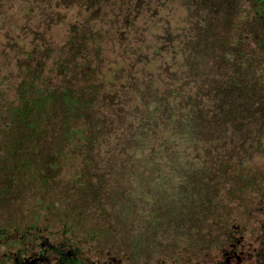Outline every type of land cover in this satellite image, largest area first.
<instances>
[{"label":"rangeland","instance_id":"obj_1","mask_svg":"<svg viewBox=\"0 0 264 264\" xmlns=\"http://www.w3.org/2000/svg\"><path fill=\"white\" fill-rule=\"evenodd\" d=\"M257 1L0 0L4 260L45 264L54 246L69 262L109 252L112 264H147L197 250L264 201V54L247 35L260 31ZM73 31L97 40L106 80L126 84H106L103 104L127 118L82 90L40 94L49 65L75 50ZM143 95L163 100L152 121L137 119L150 113Z\"/></svg>","mask_w":264,"mask_h":264},{"label":"trees","instance_id":"obj_2","mask_svg":"<svg viewBox=\"0 0 264 264\" xmlns=\"http://www.w3.org/2000/svg\"><path fill=\"white\" fill-rule=\"evenodd\" d=\"M108 1H114V0H108ZM256 4L258 5V9L256 7L253 8L254 11L253 20L258 24L260 31H256L255 29H253V32L251 34L248 33L247 35L250 39H253L258 43V48L260 52L264 54V0H258ZM70 7L71 9L73 8L72 6ZM127 8L128 10H130L128 6ZM124 21L125 19L122 18L123 23ZM75 23L78 24V22ZM115 32L123 33L122 31H115ZM73 33L74 34L72 35V39H73L72 42L76 46H75V50H73L69 55L66 56V59L69 60L68 63L67 61H65V63H57V64L51 63L49 65V67L47 68L44 74L46 75V80L48 81V84L42 85L36 82L38 88L42 87L41 89L43 91L40 94L41 95L44 94V96L46 97H53L55 98V100L57 99L58 101H61V100L71 99L72 95L70 94V92H72V90L75 91L82 90L83 92H81L80 95H82L83 98L89 99L90 101L94 102L96 104L97 110L100 109L101 113L108 110L107 114L108 113L113 115L117 114V116L119 117L127 118L128 116H130V113H128L127 110H122L120 107L121 104L116 105L115 109H113L112 111H110V108L113 105L106 106L103 104L105 102V98L108 99V97H106L107 95H105L104 93L105 91L104 87L106 84L110 86H115L119 89L125 87L126 84L124 83L121 84L120 82H118L117 73L113 74L114 77L111 78V81H108V79L106 80V75H104L103 71H101L104 67L106 59L101 58L100 61L95 62L96 61L94 58L95 56L91 55V53L98 48V46L94 45V42L97 41L96 39L92 38L91 36H88L87 39H84L81 36L78 38L76 36V31H73ZM241 40H242L241 36L236 34L235 41L239 42ZM99 47H101V45ZM69 62L73 64L74 67L72 65L70 66ZM106 65L108 66L110 64H106ZM7 75L11 76L10 70L7 72ZM59 78H63L64 80H66L68 84L66 86L61 85L58 81ZM117 82L118 84H116ZM49 91L53 92L55 96L52 93H49ZM40 98L41 97H38L37 99L35 98V100L33 101L34 110L39 109ZM137 101L140 103V106H142L144 109L148 105L150 110V113H146V114L145 111L143 114L140 113V115H138V112L135 113V116L138 115L137 119L139 122L141 121V118L145 120V117L147 121H152L153 119H155L154 117H152L154 113L151 110V108H155L156 109L155 111H157L160 109L159 107H161L163 103L162 98H157L154 100V103H151L150 97H147L145 95H143L142 98H138ZM31 109L33 110V107ZM159 123L160 121H157L154 122V125L153 124L152 125L154 128H156L155 126H157ZM140 130L141 129L139 128L135 132L132 129H130L128 133H131L132 131L133 133L134 132L137 133ZM130 135L131 134H128L130 138L133 137L136 139L135 135L134 136H130ZM90 142H91V138L90 135L87 133L84 136V144L88 145Z\"/></svg>","mask_w":264,"mask_h":264},{"label":"flooded vegetation","instance_id":"obj_3","mask_svg":"<svg viewBox=\"0 0 264 264\" xmlns=\"http://www.w3.org/2000/svg\"><path fill=\"white\" fill-rule=\"evenodd\" d=\"M260 217V219H259ZM237 223H219L214 229L216 236L210 237L205 243H199L197 250H178L176 253L164 257L149 258L147 264H264V201L256 203L250 209L247 216L236 221ZM3 249V244H0ZM0 264H22V256L19 253L13 260H4L5 252H0ZM108 255L103 262L91 264H112L108 259L114 256ZM108 258V259H107ZM45 264H88L78 261L69 262L66 255L58 253L51 247L49 260Z\"/></svg>","mask_w":264,"mask_h":264}]
</instances>
